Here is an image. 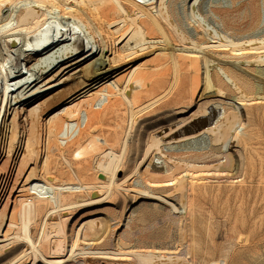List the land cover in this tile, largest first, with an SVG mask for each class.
<instances>
[{
  "label": "bare ground",
  "instance_id": "6f19581e",
  "mask_svg": "<svg viewBox=\"0 0 264 264\" xmlns=\"http://www.w3.org/2000/svg\"><path fill=\"white\" fill-rule=\"evenodd\" d=\"M167 2L0 0V167L3 166V170L0 168V216L9 202L16 215L25 221L40 210L46 215L53 214L75 203L72 197L83 192L109 194L118 187L158 200L160 206H169L175 213L180 212L181 206L192 209L191 199H183L178 207L154 190L177 183L183 186L184 179L193 186L197 172L210 173L204 168L208 164L201 160L188 162V155L182 154L172 161V166L173 162L174 165L182 162L195 172H182L179 175L182 179L177 178L176 182L174 177L161 181L136 178L132 182L139 188L122 187L130 175L124 171L116 175L123 170L120 157L111 148L100 149L102 142L113 143L111 138L95 133L98 122L123 103L133 110L135 103L141 102L140 94L149 73L160 65L168 63L173 68L195 72L200 69L205 80L226 90L227 97L236 100L235 111H227L221 102L213 103L200 113V116L215 118L202 129L191 131L185 127L187 122L182 121L160 135L154 133L138 163L154 149L153 156L156 153V160L161 157L159 162L164 167L148 162L144 169L148 167L155 173L160 168V173L165 174L171 169L170 164L166 166V162L170 163L169 159L166 161L167 153L187 148L199 149V152L205 149L210 153L224 151L232 132H237L241 123L236 110L240 104L237 96H244V87L254 77L256 62L264 64V27L238 34L232 31L225 20L227 10L222 7L229 5L230 0H187L186 5L183 2L184 6L177 5L175 15L171 11L175 6ZM262 8L259 23H264V3ZM147 55H152L150 62L145 61ZM19 124L27 126L28 131L22 147L17 148L14 144ZM6 127L7 133L3 131ZM69 144H76L70 156L83 161L80 166L85 176L89 169L85 161L89 157H99L94 165L99 173L85 178L81 177L83 174L80 178L72 173L75 180L72 176L59 179L50 173L51 155L63 156ZM31 161L34 166L23 177L21 165ZM35 165L41 172H36ZM60 221L49 224L60 231ZM0 227L15 228V223L1 217ZM1 231L0 228V238ZM55 244L53 249L57 251L61 244ZM107 256L97 253L87 262L95 264L96 258ZM66 259L46 262L59 264Z\"/></svg>",
  "mask_w": 264,
  "mask_h": 264
},
{
  "label": "rangeland",
  "instance_id": "374dc122",
  "mask_svg": "<svg viewBox=\"0 0 264 264\" xmlns=\"http://www.w3.org/2000/svg\"><path fill=\"white\" fill-rule=\"evenodd\" d=\"M172 1L167 4L175 6V9L170 7L173 15L177 5L179 8L187 3V0ZM230 1L222 7L229 10L225 12V20L232 31L238 34L264 27V23H259L263 0H237L238 5L235 0ZM144 58L150 62L152 55ZM167 64L149 73L148 82L139 93L141 102L137 101L133 110L123 103L114 112L106 113L99 120L95 133L102 138H111L114 145L102 142L99 147L111 148L120 157L123 170L116 175H122L123 171L130 175V179L121 185L125 188H139L132 182L136 178L161 181L174 177L176 182L177 178L182 179L179 176L182 172H195L182 162L175 165L173 162L172 166V161L182 154L188 155V162L201 160L208 164L204 168L210 173L197 172L193 186L183 177V186L177 183L154 190L178 207L183 199H191L192 209L181 206L180 212L175 213L169 206H160L158 200L120 187L109 194L98 190L83 192L72 197L75 203H68L53 214L46 215L40 210L25 221L16 215L9 202L0 218L15 223V228L0 227L3 234L0 264H48L46 261L66 257L59 264H90L88 258L97 253L110 257L108 260L107 257L96 258L95 264H264V64L256 62L254 77L244 87V96H237L240 104L236 110L241 123L237 132H232L226 149L210 153L205 149L199 152V149L187 148L184 152L167 153L166 161L169 159L170 163L166 162V166L171 169L162 174L160 168H156L155 173L148 167L144 169L156 158L154 149L138 163L154 133L160 135L182 121L187 122L185 127L197 131L211 119L214 121L215 118L209 115L200 116L211 104L221 102L229 112L235 111L236 105V100L227 97L226 90L205 80L200 69L195 72ZM27 128L19 124L15 147H22ZM4 129L7 133V127ZM74 147L76 144L66 147L63 156L57 152L54 153L58 155H51L50 173L59 179L70 178L72 173L83 174L80 166L83 161L71 159L70 151ZM19 158L18 155L17 160ZM98 159L97 156L86 158L88 176L83 174L81 177L99 173L94 168ZM23 166L21 170L25 177L34 165L31 161ZM38 170L35 171L41 172ZM71 178L75 180V176ZM55 220H61L60 231L49 224ZM55 242L61 244L57 251L53 249Z\"/></svg>",
  "mask_w": 264,
  "mask_h": 264
},
{
  "label": "built area",
  "instance_id": "2783aa9c",
  "mask_svg": "<svg viewBox=\"0 0 264 264\" xmlns=\"http://www.w3.org/2000/svg\"><path fill=\"white\" fill-rule=\"evenodd\" d=\"M167 148H169L168 146H165V149H167ZM163 149V148H162ZM164 149V152H168V150H165ZM176 149H172V150H170V151H175ZM181 151H183V150H181ZM175 152H180V151H175ZM175 152H173V153H175ZM166 153H164V154H166ZM159 161H162V158L161 157H159V159L158 160H156V158L154 157V160L152 161L153 162V164L154 165H162V162H159Z\"/></svg>",
  "mask_w": 264,
  "mask_h": 264
}]
</instances>
